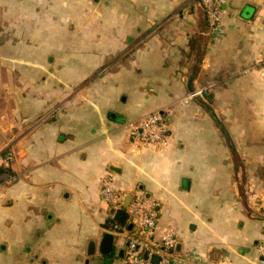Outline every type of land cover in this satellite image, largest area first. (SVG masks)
<instances>
[{
    "label": "crops",
    "instance_id": "obj_1",
    "mask_svg": "<svg viewBox=\"0 0 264 264\" xmlns=\"http://www.w3.org/2000/svg\"><path fill=\"white\" fill-rule=\"evenodd\" d=\"M32 2L0 59L20 77L0 80V264H126L106 175L126 214L134 191L152 201L179 264H264V0H222L216 37L200 0ZM159 109L168 144L138 147L126 123Z\"/></svg>",
    "mask_w": 264,
    "mask_h": 264
},
{
    "label": "built area",
    "instance_id": "obj_2",
    "mask_svg": "<svg viewBox=\"0 0 264 264\" xmlns=\"http://www.w3.org/2000/svg\"><path fill=\"white\" fill-rule=\"evenodd\" d=\"M200 4L205 12L211 34L214 37L218 36L222 0H200ZM206 90V87L190 90L181 101L187 103L192 98L205 93ZM169 118L167 109L154 110L139 120L127 122V134L138 147L166 146ZM14 159V151L11 149L0 155V187L9 185L16 179L11 168ZM100 196L108 207L117 210L123 208L124 193L114 186L110 175L100 179ZM126 211L127 223L131 224L134 230L126 231L114 223V228L122 230L126 238L124 262L126 264H179L177 256L173 253L177 243L173 230L163 227L161 234H156L158 214L152 201L140 192L134 191ZM258 249L264 252V239ZM154 256L158 257L157 263L152 261Z\"/></svg>",
    "mask_w": 264,
    "mask_h": 264
},
{
    "label": "rangeland",
    "instance_id": "obj_3",
    "mask_svg": "<svg viewBox=\"0 0 264 264\" xmlns=\"http://www.w3.org/2000/svg\"><path fill=\"white\" fill-rule=\"evenodd\" d=\"M34 0H26L22 3L20 0H0V59L20 58V25L23 19L20 18V11L24 8L31 10ZM24 6V7H23ZM26 21L28 18L25 19ZM14 66L0 65V80L9 81L14 89H17V77L13 72H10Z\"/></svg>",
    "mask_w": 264,
    "mask_h": 264
},
{
    "label": "water",
    "instance_id": "obj_4",
    "mask_svg": "<svg viewBox=\"0 0 264 264\" xmlns=\"http://www.w3.org/2000/svg\"><path fill=\"white\" fill-rule=\"evenodd\" d=\"M245 14H248L247 10L243 11ZM126 205V204H125ZM112 242H113V235L112 233L109 232H103L101 235V238L98 242V246H97V250L98 252L102 253V254H109L112 250ZM89 246L91 247L89 254L93 253L95 250V242L94 241H90L89 242ZM152 261L154 263H157L158 261V257L154 256L152 258Z\"/></svg>",
    "mask_w": 264,
    "mask_h": 264
},
{
    "label": "trees",
    "instance_id": "obj_5",
    "mask_svg": "<svg viewBox=\"0 0 264 264\" xmlns=\"http://www.w3.org/2000/svg\"><path fill=\"white\" fill-rule=\"evenodd\" d=\"M127 219V214L125 213L124 209H119L115 213H113L111 217V224L117 223L118 225L124 224L125 220Z\"/></svg>",
    "mask_w": 264,
    "mask_h": 264
}]
</instances>
